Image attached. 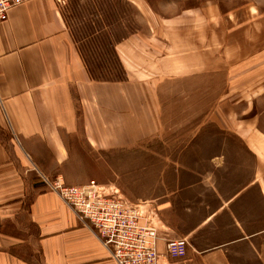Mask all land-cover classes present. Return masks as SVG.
I'll return each instance as SVG.
<instances>
[{
	"label": "crops",
	"instance_id": "0c3cea01",
	"mask_svg": "<svg viewBox=\"0 0 264 264\" xmlns=\"http://www.w3.org/2000/svg\"><path fill=\"white\" fill-rule=\"evenodd\" d=\"M150 16L149 32L116 44V81L90 77L57 0L0 20V264H119L48 182L119 188L108 154L204 117L240 148L198 138L164 155L174 166L140 204L159 225L158 264H264V20ZM176 238L183 259L165 255Z\"/></svg>",
	"mask_w": 264,
	"mask_h": 264
},
{
	"label": "rangeland",
	"instance_id": "374dc122",
	"mask_svg": "<svg viewBox=\"0 0 264 264\" xmlns=\"http://www.w3.org/2000/svg\"><path fill=\"white\" fill-rule=\"evenodd\" d=\"M57 2L84 62H87L86 65H89L101 79L123 76L125 69L116 54V44L139 31L149 32L151 13H154L156 18L166 19L177 16L187 9H201L204 12L219 11L226 18L251 13L252 16L264 20V0H57ZM259 109L263 112L260 116L264 126V99L260 100ZM206 120L205 117L196 118L192 121L195 124L187 127L184 132L171 131L164 138L148 139L132 150L108 154L116 171L122 174V177L116 179L115 184L133 205L141 204L144 199L151 196L161 185L159 178L163 169L171 170L174 166L164 155L178 154L188 140L229 138L236 144L233 146L234 151L239 150L240 145L234 133L221 131L214 123ZM196 148L201 149L191 143L186 152L194 151ZM202 149L203 153L212 152L210 147Z\"/></svg>",
	"mask_w": 264,
	"mask_h": 264
},
{
	"label": "built area",
	"instance_id": "2783aa9c",
	"mask_svg": "<svg viewBox=\"0 0 264 264\" xmlns=\"http://www.w3.org/2000/svg\"><path fill=\"white\" fill-rule=\"evenodd\" d=\"M26 0H0V20ZM77 216L96 231L119 264H158L163 255L158 248L159 225L142 205H133L115 185H67L58 177L48 182ZM165 255L183 259L188 253L185 238L167 241Z\"/></svg>",
	"mask_w": 264,
	"mask_h": 264
},
{
	"label": "trees",
	"instance_id": "16d2710c",
	"mask_svg": "<svg viewBox=\"0 0 264 264\" xmlns=\"http://www.w3.org/2000/svg\"><path fill=\"white\" fill-rule=\"evenodd\" d=\"M86 64H87V62H86ZM121 66H123L122 64H121ZM123 68V67H122ZM87 69H88V72H89V75H90V77L92 78V79H96V80H123V79H125V77H126V73H125V71H124V73H123V76H119L118 75V77L117 78H99L98 76H96L95 75V73H94V71L93 70H91V68L89 67V65L87 66ZM122 70H124V69H122Z\"/></svg>",
	"mask_w": 264,
	"mask_h": 264
}]
</instances>
